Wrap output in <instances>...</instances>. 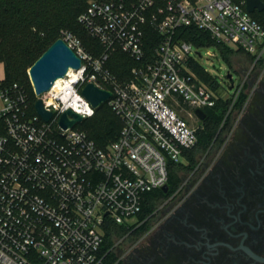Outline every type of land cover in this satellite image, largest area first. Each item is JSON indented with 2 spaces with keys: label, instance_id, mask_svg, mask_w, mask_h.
Listing matches in <instances>:
<instances>
[{
  "label": "built area",
  "instance_id": "obj_1",
  "mask_svg": "<svg viewBox=\"0 0 264 264\" xmlns=\"http://www.w3.org/2000/svg\"><path fill=\"white\" fill-rule=\"evenodd\" d=\"M78 22L100 49L95 54L62 33L82 60L79 70L40 96L33 88L34 103L23 86L0 81V264H104L107 219L139 223L133 220L145 196L168 185L169 164L185 162L198 144L200 127L177 108L186 105L200 120L197 109L237 101L242 86L233 74L224 92L216 78L214 89L197 76L199 48L179 30L197 28L264 64V28L246 0H92ZM118 52L135 63L126 78L109 67ZM88 84L112 92L106 104L123 123L105 148L81 126L96 113L83 95ZM37 100L53 113L50 121L37 113ZM68 110L84 120L65 129L60 120Z\"/></svg>",
  "mask_w": 264,
  "mask_h": 264
},
{
  "label": "flooded vegetation",
  "instance_id": "obj_2",
  "mask_svg": "<svg viewBox=\"0 0 264 264\" xmlns=\"http://www.w3.org/2000/svg\"><path fill=\"white\" fill-rule=\"evenodd\" d=\"M249 86L254 94L230 107L195 178L151 217L129 264H264V72Z\"/></svg>",
  "mask_w": 264,
  "mask_h": 264
},
{
  "label": "trees",
  "instance_id": "obj_3",
  "mask_svg": "<svg viewBox=\"0 0 264 264\" xmlns=\"http://www.w3.org/2000/svg\"><path fill=\"white\" fill-rule=\"evenodd\" d=\"M90 1L92 0H0V60L5 64V84L23 86L34 103L36 98L28 72L64 32L73 33L81 39L86 49L95 52V54L99 53L98 43L78 22L79 16L87 9ZM262 1L264 2V0ZM252 16L264 28V11L256 12ZM156 36L150 34L149 38L158 43L159 38L157 41ZM178 37L199 49L216 48L230 69H233L231 59L236 54H241L254 61V58L245 51L233 50L226 45L217 44L208 33L197 28L181 29L178 31ZM152 47L153 44L146 47L147 54H152ZM134 65L135 63L121 52L116 53L109 63L111 71L119 78L128 77L129 71ZM192 69L202 81L214 86V89L217 88L214 85V78L197 62L193 63ZM246 99L247 95L241 93L235 108L241 109ZM231 104V100H221L214 109L206 110L207 118L203 129L198 131L199 141L196 148L185 152V162L169 164V192L156 190L145 196L143 210L138 215V220L144 223L140 228L134 230V226H120L111 219H107L102 250L107 254L104 264H115L117 261V255L113 251L115 239L128 236L134 242L149 231L151 217L154 216L161 204L177 192L184 180L183 173L195 170L199 156L205 154L212 147ZM81 126L99 147L105 148L118 139L123 123L108 105L104 104L96 110L92 118L85 120Z\"/></svg>",
  "mask_w": 264,
  "mask_h": 264
},
{
  "label": "water",
  "instance_id": "obj_4",
  "mask_svg": "<svg viewBox=\"0 0 264 264\" xmlns=\"http://www.w3.org/2000/svg\"><path fill=\"white\" fill-rule=\"evenodd\" d=\"M246 9L249 13L255 14L264 11V2L262 0H246ZM82 66V60L76 52L62 38L56 40L30 68L28 74L32 87L37 96L50 91L57 80L64 78L71 70H79ZM228 79L232 80V73L228 74ZM84 97L91 103L96 110L106 104L112 97V92L98 88L94 84H88L83 90ZM37 113L45 120L50 121L53 113L44 108L42 100H37L35 104ZM196 115L200 120L206 119V113L197 109ZM84 120L83 116L72 110L65 112L60 120L63 128L73 127ZM163 192H169V186L162 189Z\"/></svg>",
  "mask_w": 264,
  "mask_h": 264
},
{
  "label": "rangeland",
  "instance_id": "obj_5",
  "mask_svg": "<svg viewBox=\"0 0 264 264\" xmlns=\"http://www.w3.org/2000/svg\"><path fill=\"white\" fill-rule=\"evenodd\" d=\"M227 47H229L233 50H240L235 45H229ZM197 53H199L201 55V56H197V58H196L197 63L209 75H211L212 77H214L218 80V83L221 86V89L224 88V89L228 90L230 88L231 80L228 79L227 74L229 72H231L234 76L233 77L234 83L236 85L240 83V86H242V90H243L242 93L247 95V100H249L251 98V96L254 94L255 86L250 87L249 83L253 79V77L259 78L263 74L264 64L263 65H261V64L255 65L254 61L247 59L245 56H243L241 54H236L231 59L233 69H230V67L227 64V62L225 61L224 57L216 48H200V49H197ZM208 53L214 54L215 56L211 57L208 55ZM1 62L2 63H0V81H4L6 78L5 77V64L2 60H1ZM222 91H223V89H222ZM231 102H232V104H231V106H232L233 101L231 100ZM239 110H241V109H236L237 112ZM177 111L180 114V116L187 119L192 126H194V127L200 126L198 124L197 120H195L194 118H192L189 115V112L191 110L189 108H187L186 105L179 107V110H177ZM201 161H202V159L199 162L201 163ZM197 167L195 168V170H193L190 173H188V172L183 173L184 174V176H183L184 180L181 183L177 192L175 194H173L171 197L181 195V193L183 192L182 190L185 189V185L189 184L191 182V180H193L195 178V173H196ZM164 203H166V201ZM163 204H161L157 208L156 212L161 211V209L164 208ZM136 220H138V218L133 220V222H135ZM139 223H136L134 225V228H133L134 230L140 228L143 225V224L139 225ZM145 235L141 239L134 241V242L132 240H130L128 238V236H124V237H121L119 239H115L114 244H113V251L117 255V261L115 264H129L128 260L132 257L133 253L137 251V249L140 246L139 244H140V242H142L141 240L145 237Z\"/></svg>",
  "mask_w": 264,
  "mask_h": 264
},
{
  "label": "clouds",
  "instance_id": "obj_6",
  "mask_svg": "<svg viewBox=\"0 0 264 264\" xmlns=\"http://www.w3.org/2000/svg\"><path fill=\"white\" fill-rule=\"evenodd\" d=\"M79 110V109H78ZM84 111L85 112H88V114L90 115L91 113L88 111V107H87V105H84Z\"/></svg>",
  "mask_w": 264,
  "mask_h": 264
},
{
  "label": "bare ground",
  "instance_id": "obj_7",
  "mask_svg": "<svg viewBox=\"0 0 264 264\" xmlns=\"http://www.w3.org/2000/svg\"><path fill=\"white\" fill-rule=\"evenodd\" d=\"M60 82V80L57 82V84Z\"/></svg>",
  "mask_w": 264,
  "mask_h": 264
}]
</instances>
